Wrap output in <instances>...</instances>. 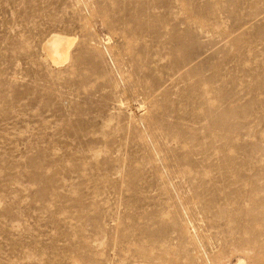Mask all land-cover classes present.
Segmentation results:
<instances>
[{"label": "rangeland", "instance_id": "1", "mask_svg": "<svg viewBox=\"0 0 264 264\" xmlns=\"http://www.w3.org/2000/svg\"><path fill=\"white\" fill-rule=\"evenodd\" d=\"M0 264H264V0H0Z\"/></svg>", "mask_w": 264, "mask_h": 264}, {"label": "bare ground", "instance_id": "2", "mask_svg": "<svg viewBox=\"0 0 264 264\" xmlns=\"http://www.w3.org/2000/svg\"><path fill=\"white\" fill-rule=\"evenodd\" d=\"M74 40L63 35H53L44 44V50L54 65H63L69 59Z\"/></svg>", "mask_w": 264, "mask_h": 264}]
</instances>
